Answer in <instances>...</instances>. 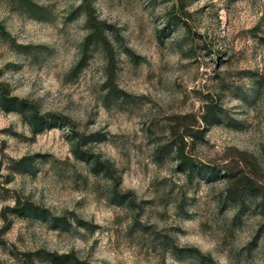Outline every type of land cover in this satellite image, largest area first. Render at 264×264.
<instances>
[{
	"label": "rangeland",
	"instance_id": "374dc122",
	"mask_svg": "<svg viewBox=\"0 0 264 264\" xmlns=\"http://www.w3.org/2000/svg\"><path fill=\"white\" fill-rule=\"evenodd\" d=\"M0 88V264H264V0H0Z\"/></svg>",
	"mask_w": 264,
	"mask_h": 264
},
{
	"label": "trees",
	"instance_id": "16d2710c",
	"mask_svg": "<svg viewBox=\"0 0 264 264\" xmlns=\"http://www.w3.org/2000/svg\"><path fill=\"white\" fill-rule=\"evenodd\" d=\"M0 107L2 110L6 112H17L21 115V117L31 126L35 128V130H43L47 128H52L50 118L45 119H38L35 117L34 113H30L31 109L29 108L28 104L22 100H18L16 98L8 97V94L5 90L0 88ZM101 165L104 164V162L100 163ZM12 213L18 214V215H36L38 213V209L36 207H32L30 203H23L20 204V202H17L16 207L12 208ZM56 260L59 259V256H55ZM74 264H78L74 263ZM82 264V263H80Z\"/></svg>",
	"mask_w": 264,
	"mask_h": 264
}]
</instances>
